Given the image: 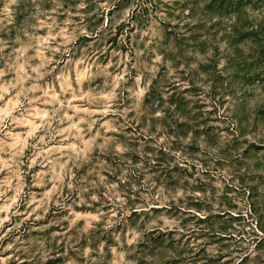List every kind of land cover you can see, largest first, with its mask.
Here are the masks:
<instances>
[{"label":"rangeland","instance_id":"obj_1","mask_svg":"<svg viewBox=\"0 0 264 264\" xmlns=\"http://www.w3.org/2000/svg\"><path fill=\"white\" fill-rule=\"evenodd\" d=\"M0 264H264V0H0Z\"/></svg>","mask_w":264,"mask_h":264}]
</instances>
